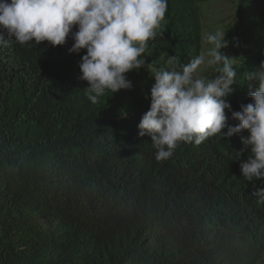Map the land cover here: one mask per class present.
Instances as JSON below:
<instances>
[{
    "label": "trees",
    "instance_id": "obj_1",
    "mask_svg": "<svg viewBox=\"0 0 264 264\" xmlns=\"http://www.w3.org/2000/svg\"><path fill=\"white\" fill-rule=\"evenodd\" d=\"M203 1L159 2L162 30L144 0H0V264H264V0H238L209 113L144 109L125 46L140 16L147 64L193 68Z\"/></svg>",
    "mask_w": 264,
    "mask_h": 264
},
{
    "label": "clouds",
    "instance_id": "obj_2",
    "mask_svg": "<svg viewBox=\"0 0 264 264\" xmlns=\"http://www.w3.org/2000/svg\"><path fill=\"white\" fill-rule=\"evenodd\" d=\"M207 1L209 0H205L203 2L206 3ZM159 2H163V0H151L150 3H149V0H144V9L150 14L151 21L154 19L160 21V24L163 30L164 29L163 17L161 14V10L158 6ZM132 20L136 22L134 24H131L130 21ZM123 21L129 27V40L128 42H125L126 49L129 50L130 52L140 55V57L142 55L140 53V50L143 49L145 56H146V59L144 60V67L145 69L148 70L149 76L151 78V84H150L148 91L145 94L146 105L144 106V109L148 108L149 111H154L155 109L159 110L162 105L168 104V103H170L172 107L176 106L178 108H182L185 104H188V106L191 108L199 109L202 112L209 113L210 110L217 103V101L226 92V84L229 82L227 76L221 70V47H222V42L225 37V31L227 29L224 31L223 38L221 41H213L214 47L215 45H217V48H218L217 54H219V57H220L219 73L216 75V79L218 80V82L213 84L209 88V90L205 93L204 96H199V101L197 105H194L192 104L191 100H189L187 97L182 101H178L177 100L178 92H179L178 89L169 88L167 90H163L161 88L160 82L163 80L169 79L171 77L180 79L181 77L192 73L198 68L199 63L202 58L203 51L205 50V47H208L212 44L210 43L208 46H206L205 44L206 41L204 40V32H203L202 49L200 52V59L197 60L196 65L189 70L182 69L181 63H180V51H179L178 58H175L174 55H171L170 57L167 56V58H165L166 67L169 69V72L165 74L164 67L154 68L151 66V64L149 63L147 64V59L151 55V52L146 49L144 42H143L144 31L147 29L149 25L147 24V21L142 20L140 16L137 18L126 17L124 18ZM202 24H203V29H204L205 28L204 21H202ZM135 33L137 34L136 37L134 36ZM254 45L255 44H252L251 47L253 48ZM84 54H85L84 57L87 58L88 54H91V53H84ZM108 72L105 75L106 78L103 77L105 73L101 74L102 76H100V72L98 75L96 72H94L91 74V77H86L85 81H88V83L90 82L89 83L90 86H92L93 91L97 94H102L108 89L110 91H115L113 88H110L106 84L107 75L109 74ZM229 74L232 75V72H229ZM133 90H134L133 88L122 86V88L117 91V95L122 94V93H127ZM206 107L208 109H206Z\"/></svg>",
    "mask_w": 264,
    "mask_h": 264
},
{
    "label": "rangeland",
    "instance_id": "obj_3",
    "mask_svg": "<svg viewBox=\"0 0 264 264\" xmlns=\"http://www.w3.org/2000/svg\"><path fill=\"white\" fill-rule=\"evenodd\" d=\"M252 1L250 0V2ZM150 2L151 0H149ZM200 8L205 26V44L206 46L212 44L205 47L199 66L195 71L180 79L171 77L160 82L163 90L178 89V101L187 97L194 105H197L199 96H204L209 88L218 82L216 75L219 73L220 57L217 54V45L214 47L213 41H221L224 31L239 23L246 13V8H241L238 0H209L200 4ZM135 22L134 20L130 21L131 24ZM166 52L171 53L175 58L179 56V50L174 45H170Z\"/></svg>",
    "mask_w": 264,
    "mask_h": 264
},
{
    "label": "bare ground",
    "instance_id": "obj_4",
    "mask_svg": "<svg viewBox=\"0 0 264 264\" xmlns=\"http://www.w3.org/2000/svg\"><path fill=\"white\" fill-rule=\"evenodd\" d=\"M21 24V23H20ZM94 72V71H93Z\"/></svg>",
    "mask_w": 264,
    "mask_h": 264
}]
</instances>
